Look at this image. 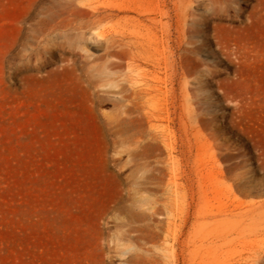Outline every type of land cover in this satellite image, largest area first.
<instances>
[{
    "label": "rangeland",
    "instance_id": "obj_1",
    "mask_svg": "<svg viewBox=\"0 0 264 264\" xmlns=\"http://www.w3.org/2000/svg\"><path fill=\"white\" fill-rule=\"evenodd\" d=\"M0 264H264V0H0Z\"/></svg>",
    "mask_w": 264,
    "mask_h": 264
},
{
    "label": "bare ground",
    "instance_id": "obj_2",
    "mask_svg": "<svg viewBox=\"0 0 264 264\" xmlns=\"http://www.w3.org/2000/svg\"><path fill=\"white\" fill-rule=\"evenodd\" d=\"M163 41V40H162ZM130 43V42H129ZM155 87V86H154ZM232 222V221H231ZM226 239V238H225ZM225 241V240H224ZM227 242V241H226ZM227 244H229V243H227ZM196 255V254H195ZM197 258V257H196ZM244 259V258H243ZM198 262V261H197Z\"/></svg>",
    "mask_w": 264,
    "mask_h": 264
}]
</instances>
